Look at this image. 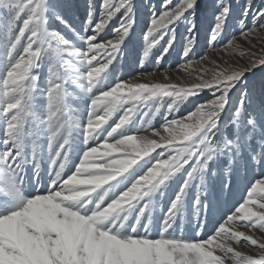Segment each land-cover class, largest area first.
I'll use <instances>...</instances> for the list:
<instances>
[{
	"label": "snow or ice",
	"instance_id": "snow-or-ice-1",
	"mask_svg": "<svg viewBox=\"0 0 264 264\" xmlns=\"http://www.w3.org/2000/svg\"><path fill=\"white\" fill-rule=\"evenodd\" d=\"M0 264H264V0H0Z\"/></svg>",
	"mask_w": 264,
	"mask_h": 264
},
{
	"label": "rangeland",
	"instance_id": "rangeland-1",
	"mask_svg": "<svg viewBox=\"0 0 264 264\" xmlns=\"http://www.w3.org/2000/svg\"><path fill=\"white\" fill-rule=\"evenodd\" d=\"M140 2H144V0H140ZM208 2H211V0H208ZM211 21H210V17H209V20L208 21H205V23H204V29H202V31H201V37H200V43H201V46L204 44V42H205V39H206V36H207V33H206V31H205V29L207 28V26H208V23H210ZM241 43H242V45H243V41H240ZM256 41H254V43H255ZM243 46H247V45H243ZM179 51H180V48H179V45H177V48H176V50H174V51H172L171 52V54L170 55H168L166 58H165V61H164V63H165V65H168V64H171L172 65V67L173 68H175L177 65H178V63H180L181 61L179 60ZM207 51L213 56V58H218L220 55H222V53H220V52H218V51H216V52H214L212 49H207ZM154 52H155V54L156 55H158L159 54V52H156L155 50H154ZM134 53L130 50V52H129V57L131 58V57H134ZM225 59H228V57L227 56H225L224 57ZM153 67H154V65H153Z\"/></svg>",
	"mask_w": 264,
	"mask_h": 264
}]
</instances>
